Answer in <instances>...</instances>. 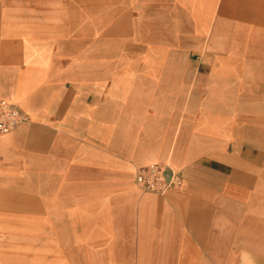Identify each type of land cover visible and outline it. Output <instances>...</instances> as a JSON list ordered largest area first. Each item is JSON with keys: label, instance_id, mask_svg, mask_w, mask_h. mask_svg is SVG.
<instances>
[{"label": "crops", "instance_id": "crops-1", "mask_svg": "<svg viewBox=\"0 0 264 264\" xmlns=\"http://www.w3.org/2000/svg\"><path fill=\"white\" fill-rule=\"evenodd\" d=\"M0 96V264H264V0H0Z\"/></svg>", "mask_w": 264, "mask_h": 264}, {"label": "built area", "instance_id": "built-area-1", "mask_svg": "<svg viewBox=\"0 0 264 264\" xmlns=\"http://www.w3.org/2000/svg\"><path fill=\"white\" fill-rule=\"evenodd\" d=\"M29 116L16 104L0 96V134H6L27 123ZM180 171L162 163L139 167L135 183L144 192L165 195L181 185Z\"/></svg>", "mask_w": 264, "mask_h": 264}]
</instances>
